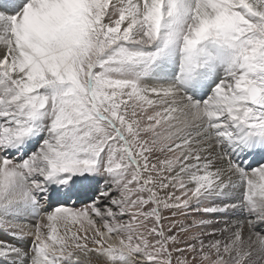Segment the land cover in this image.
I'll return each instance as SVG.
<instances>
[{"label":"snow or ice","instance_id":"snow-or-ice-1","mask_svg":"<svg viewBox=\"0 0 264 264\" xmlns=\"http://www.w3.org/2000/svg\"><path fill=\"white\" fill-rule=\"evenodd\" d=\"M0 264H264V0H0Z\"/></svg>","mask_w":264,"mask_h":264},{"label":"rangeland","instance_id":"rangeland-1","mask_svg":"<svg viewBox=\"0 0 264 264\" xmlns=\"http://www.w3.org/2000/svg\"><path fill=\"white\" fill-rule=\"evenodd\" d=\"M256 157H259V155H257ZM256 157H254L253 160H255ZM76 206L79 207V206H80V203L77 202ZM165 215H168V213H165ZM236 217H237V214H236V213H229V214L224 215V216L216 217L215 219L220 220L221 223H222L223 220H225V219H231V220L234 221V220L236 219ZM27 243H28V242L26 241V242H25V246H27Z\"/></svg>","mask_w":264,"mask_h":264},{"label":"bare ground","instance_id":"bare-ground-1","mask_svg":"<svg viewBox=\"0 0 264 264\" xmlns=\"http://www.w3.org/2000/svg\"><path fill=\"white\" fill-rule=\"evenodd\" d=\"M260 160H261V157L260 156L259 157H256V159L253 160V166L255 165L256 162H258ZM236 214H237V217H236V219H237V218H239V213H236ZM22 223H25V224L28 225V227H31V222L30 221H22Z\"/></svg>","mask_w":264,"mask_h":264}]
</instances>
